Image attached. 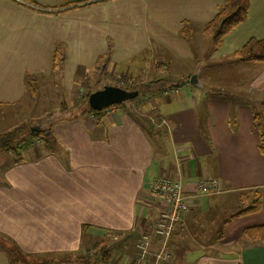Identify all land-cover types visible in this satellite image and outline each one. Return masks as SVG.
<instances>
[{
  "label": "crops",
  "instance_id": "0c3cea01",
  "mask_svg": "<svg viewBox=\"0 0 264 264\" xmlns=\"http://www.w3.org/2000/svg\"><path fill=\"white\" fill-rule=\"evenodd\" d=\"M223 3L0 0V134L15 126L11 122L28 92H36L29 83L50 92L46 80L57 68L68 86L103 57L112 70L123 68L118 73L127 80L162 69L173 72L168 79L185 82L162 98L141 102L144 108L116 107L99 118L83 111L62 117L51 127L52 138L34 141L18 162L10 152L2 154L0 239L22 255L48 258L93 250L105 235H131L132 248L137 225L152 223L161 208L149 194L151 182L166 175L192 193L198 181L209 178L217 187L198 196L190 208L195 214L207 216L222 197L243 192L257 191L261 205L229 218L214 239L220 253L200 250L191 264H264V244L243 235L245 228L264 224V155L257 149L253 107L230 101L251 96L264 107V62L234 55L249 38L264 39V0H249L245 20L213 49L203 28ZM216 63L214 73H225V86L232 88L229 99L209 91L216 88L207 83L199 94L186 83ZM190 218L184 213L178 229ZM124 258L121 264H137ZM8 260L0 248V264Z\"/></svg>",
  "mask_w": 264,
  "mask_h": 264
},
{
  "label": "rangeland",
  "instance_id": "374dc122",
  "mask_svg": "<svg viewBox=\"0 0 264 264\" xmlns=\"http://www.w3.org/2000/svg\"><path fill=\"white\" fill-rule=\"evenodd\" d=\"M198 36L199 35H196V38H198ZM191 37L192 40H194L192 35ZM193 42H190L191 46L193 43L194 47H196L195 41ZM104 58L105 57L99 60L94 67L88 71H85V73H80V71L76 73L70 86H68L64 80L62 81L58 68L53 73V76L49 78V80H46L49 88H51L50 92L46 90L44 91L43 89L40 90L37 88L40 87L38 84L32 85L29 83L30 91L33 93V87H35L36 92H34L33 95L29 94L28 92L27 97L25 98L27 101L22 103L20 106L21 111L20 113L18 112V118L11 122L13 125L15 124V126L8 130L12 131L16 128L21 130V133L11 140V144L13 148H15V152L18 150L21 152V156L28 155L30 150L33 149L32 147L34 141L36 140L37 142L40 140L42 144H46V142H48L47 137L50 133L49 131L48 134H46V132L44 137L40 138L34 137L33 133L38 131H47L50 127H52L55 121H58L62 117H73L81 113L84 106L83 102H81V97L87 91L93 92L95 90L102 89L106 85H113L131 90V87L135 85L145 84L141 87V90L135 98L115 105L116 107L137 105L140 108H144L147 105L146 103L142 105L143 102L150 100L151 98H162L161 95L164 92H169L171 89L174 90L175 88H178V86L174 87L172 84L168 83H173L175 85L180 83L177 81V78H174V80L168 79L170 76L173 77L172 71L162 69H160L159 72H155L154 74H141L135 81L127 80L124 78L126 76L122 75L124 73L123 68H119V70H112L111 66L107 63V59ZM217 67H219V64L217 63L204 66L200 78L197 79L198 82L196 85L190 84L188 79L191 88L196 91V94H199V86H201V84L203 85V83H207L208 87L210 88L226 89L225 92L227 93L232 90V88H227L225 86L227 83V77H225V73L222 76L221 74L214 73V69ZM185 68L186 65H183L182 71ZM118 71L122 72V74H119ZM206 72L209 73L208 79L205 78ZM174 75H177V73ZM157 79H165V81L168 83L164 80H161L159 83H157V81L153 83V81ZM244 82L245 81L242 80L238 85H242ZM179 89L180 88L177 90ZM182 90L183 89H181V91ZM239 100L245 101L244 98H236L234 96L231 97L230 101L236 102ZM250 101L254 104L256 111L262 112V110H264V107H262L260 104H257L256 97H251ZM161 121L162 119L158 124L164 126L165 124H161ZM154 143L156 144V141ZM9 152L13 154L12 150H7L3 153L0 152V156L2 154L5 156H10L11 154ZM3 158L5 157H2V159ZM245 194L249 195H247L248 200L250 199V196H252L250 192H243L238 194L237 197H222L216 208L208 212L207 216L195 214L194 208L193 210H189V217L192 218L189 219L187 225H183L179 229L178 224L180 223L181 219L175 224V227L167 242L168 255L161 259L159 264H191L197 258L199 253H201L200 250H202V252L205 254H219V249H216L217 245H214V239L219 234L224 223L239 209L245 207L242 204V201L245 200ZM216 196L219 195L217 194L211 197L215 198ZM160 210L158 212L157 218L146 227L143 225H137V237L135 238L132 245L133 249L131 248V235H105L104 239H102L98 246L93 250L84 251L80 253L81 255H68L67 259L65 255L53 257L57 260L50 264H121L119 262L121 257H125L124 259L128 257V261L131 259V257H133L134 260H137L139 257H137L138 252L136 244L143 234L152 233L156 223L160 219ZM255 242L260 243L259 241ZM0 244L11 247L5 239H0ZM127 245H129V248H127ZM160 250L161 248L159 238L151 235V242L150 246L148 247V251L151 253V255H145L141 259L140 264H150L154 260L155 255H157ZM107 251L109 256L106 257ZM8 261L6 264H8Z\"/></svg>",
  "mask_w": 264,
  "mask_h": 264
},
{
  "label": "trees",
  "instance_id": "16d2710c",
  "mask_svg": "<svg viewBox=\"0 0 264 264\" xmlns=\"http://www.w3.org/2000/svg\"><path fill=\"white\" fill-rule=\"evenodd\" d=\"M248 7H249V0H224L222 7L218 10V12L215 14L213 19L210 22H208L203 28L204 33L210 36L213 49L217 48L221 44L224 36L227 33H229L232 29L237 27L245 20L247 16ZM181 34L184 35L186 39L187 38L189 39V37H187L188 34L186 32H181ZM234 55L238 58V60L242 62H264V39H256L253 37L249 38L238 50L234 52ZM156 81L157 83H159L161 79H157L153 81V83H155ZM184 83L185 82L181 81L180 83H177L176 86L180 87ZM186 83H188V81ZM144 85L145 84L135 85L131 87V90H137L139 93L141 87ZM123 89L128 90L126 88ZM209 91L213 92L217 96H223L228 98L227 92L223 90L210 89ZM90 93L91 91H87L81 97V102H83L84 104L82 111L88 112L92 114L94 117L99 118L107 108L102 111L92 110L88 106V101H87ZM241 98H244L245 101H247L253 107L254 110L253 122L255 124V128L258 134L257 149L261 155H264V110H262V112H258L255 110L254 104L250 101L251 96L250 97L245 96ZM235 124H236V120H235ZM51 130L52 129L50 127L47 131H43V132L38 131L36 133L34 132L33 135L36 138H40V137H44L45 133L49 131L50 133L47 137L49 141L52 138ZM20 133L21 130L19 128H16L12 131H8L0 134V152L12 150L14 155V162H18L21 160V154L18 150L15 152L14 150L15 148H13L11 144L12 143L11 140ZM247 197L248 196L245 194V200H247ZM260 205H261V199L259 193L257 191L252 192L249 205L243 208L242 210H240L239 212L233 214L230 218L243 214L254 213L259 210ZM220 234L221 233L219 232L218 238L221 237ZM243 235L245 238L249 240L259 241L260 243L264 244V224L245 228L243 230ZM0 248L3 249L8 255L9 257L8 264H50L57 260L54 259L53 257L48 258V257L22 255L21 253L17 252L11 247H7V245L0 244ZM76 255L78 254H75L73 256ZM107 256H109L108 251L106 257ZM67 257L68 255L66 256V259Z\"/></svg>",
  "mask_w": 264,
  "mask_h": 264
},
{
  "label": "built area",
  "instance_id": "2783aa9c",
  "mask_svg": "<svg viewBox=\"0 0 264 264\" xmlns=\"http://www.w3.org/2000/svg\"><path fill=\"white\" fill-rule=\"evenodd\" d=\"M115 108V105H111L106 110L113 111ZM161 124H166L165 120H162ZM216 187V181L210 180L209 178H203L198 181L196 190L192 193L185 191L179 180L167 176H161L151 182L148 191L152 198L161 204L160 219L156 223L152 233L143 234L136 244L137 257H139L135 260L136 263L140 264L141 259L145 255H151L148 247L150 246L151 235H153L159 238L161 250L155 255L154 260L150 264H159V261L168 255L167 242L175 224L181 219L184 213L190 210L199 195L210 194Z\"/></svg>",
  "mask_w": 264,
  "mask_h": 264
},
{
  "label": "water",
  "instance_id": "95a60500",
  "mask_svg": "<svg viewBox=\"0 0 264 264\" xmlns=\"http://www.w3.org/2000/svg\"><path fill=\"white\" fill-rule=\"evenodd\" d=\"M190 84H197V73L191 75ZM138 95L137 90H125L118 86L106 85L102 89L91 92L88 96V106L95 111H102L111 106L133 99ZM48 134V132L46 133Z\"/></svg>",
  "mask_w": 264,
  "mask_h": 264
}]
</instances>
